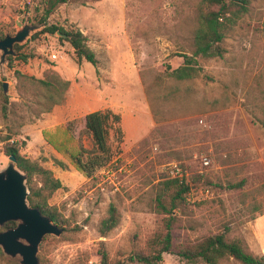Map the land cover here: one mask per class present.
<instances>
[{"label":"rangeland","instance_id":"rangeland-1","mask_svg":"<svg viewBox=\"0 0 264 264\" xmlns=\"http://www.w3.org/2000/svg\"><path fill=\"white\" fill-rule=\"evenodd\" d=\"M43 2L0 0V32L15 36L30 27L21 43L27 62L7 57L2 62L0 51V138L10 137L22 155L62 182L49 202L70 229L65 238L44 239L38 255L47 264H105L103 254L108 264H142L129 258L146 251L164 228L155 199L162 182L177 176L192 183V192L191 201L174 213L175 241L225 233L228 241L245 240L255 254V223L264 216V0H251L249 12L227 35L224 57L196 59L199 76L184 82L170 72L185 65L182 54L193 55L201 0L59 5L46 25L81 30L97 55V67L79 64L66 38L42 33ZM17 72L69 81L65 103L41 113L38 88ZM106 110L120 115L122 133H116V125L110 130L114 159L88 178L71 155L78 154L81 140L92 147L84 133L86 115ZM3 145L0 141V171L10 163ZM112 204L121 222L102 237L99 225ZM5 225L0 233L9 230ZM20 261L0 246V264ZM160 264L190 263L164 254Z\"/></svg>","mask_w":264,"mask_h":264},{"label":"trees","instance_id":"trees-1","mask_svg":"<svg viewBox=\"0 0 264 264\" xmlns=\"http://www.w3.org/2000/svg\"><path fill=\"white\" fill-rule=\"evenodd\" d=\"M68 0H44V30L42 33L55 35L58 33L67 35L65 39L73 49L75 58L79 64L87 62L94 67L98 66V58L94 50L89 46V38L81 30L71 28L65 30L58 25H46V20L54 13L56 8ZM251 0H201L197 7V28L191 38L193 55L182 54L185 58V65L172 72L170 76L178 81L184 82L199 76L197 68L198 58L210 60L222 58L226 52L224 42L228 33L237 22L249 12ZM7 34L0 32V41L5 39ZM23 45L16 44L14 47L18 56H7L9 62L19 58L25 62L28 57L21 53ZM169 69H171L169 67ZM20 79L27 80L38 88L41 102V113H48L54 107L63 105L66 101V93L69 90L70 82L63 80L57 75H51L48 79L37 80L34 77L22 75L17 72ZM5 100L8 98L4 96ZM121 117L111 110L94 111L85 117L84 133L90 138L92 147L86 148L84 142L79 143L80 151L71 155L72 163L76 169L90 178L97 170L107 167L114 159L113 150L109 144L110 130L115 127L117 134H121L118 124ZM264 126V120L261 121ZM4 143L2 153L5 156H14L17 159V168L26 176L28 188V204L37 208L44 216L48 217L53 224L63 230L59 239L65 238L70 229L64 228L68 221L56 206L50 204V199L59 189L63 187L62 182L56 178L53 171L44 167L38 161L31 160L21 153V147L15 142H10V137L0 138ZM57 165L65 169L63 162L56 161ZM241 185H235L237 188ZM192 192V183L183 177H175L162 182L155 199L154 210L159 215L165 216L164 228L156 233L148 242L146 251L133 253L129 260L142 264H160L163 262L164 254H172L190 264L201 261L203 264H264V256L259 257L252 253L243 239L228 241L225 233L208 236L201 240H185L176 242L174 237V213L181 206L186 204ZM121 222V214L115 205H110L107 214L99 225V232L102 237L108 236L118 228ZM17 222H8L6 229L16 228ZM47 235L44 239L51 237ZM43 239V240H44ZM4 252V251H3ZM2 253V251H1ZM40 264H47L42 255H38ZM103 263L108 264V255L103 254Z\"/></svg>","mask_w":264,"mask_h":264},{"label":"water","instance_id":"water-1","mask_svg":"<svg viewBox=\"0 0 264 264\" xmlns=\"http://www.w3.org/2000/svg\"><path fill=\"white\" fill-rule=\"evenodd\" d=\"M29 34L30 27L25 26L15 36L7 35L0 41L2 62L7 56L15 54V45L24 42ZM58 35L67 38V35ZM3 88L7 93L8 84L4 83ZM9 160L8 166L0 171V226L8 222H17L18 225L0 233V246L6 255L12 258L20 256L21 264H40L38 252L44 237H60L63 230L37 208L30 207L26 176L17 168L14 156L9 157Z\"/></svg>","mask_w":264,"mask_h":264},{"label":"crops","instance_id":"crops-1","mask_svg":"<svg viewBox=\"0 0 264 264\" xmlns=\"http://www.w3.org/2000/svg\"><path fill=\"white\" fill-rule=\"evenodd\" d=\"M256 240L259 242L258 251L255 252L256 256H264V216L257 219L255 223Z\"/></svg>","mask_w":264,"mask_h":264},{"label":"built area","instance_id":"built-area-1","mask_svg":"<svg viewBox=\"0 0 264 264\" xmlns=\"http://www.w3.org/2000/svg\"><path fill=\"white\" fill-rule=\"evenodd\" d=\"M54 59H57V56H54ZM1 147V146H0ZM204 161H205V163L206 164H208V161L206 160V159H204ZM188 201L190 202L191 201V199L190 198H188Z\"/></svg>","mask_w":264,"mask_h":264}]
</instances>
